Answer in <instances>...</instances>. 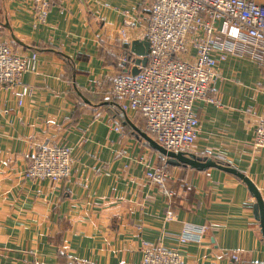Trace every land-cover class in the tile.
Wrapping results in <instances>:
<instances>
[{"label": "crops", "instance_id": "1", "mask_svg": "<svg viewBox=\"0 0 264 264\" xmlns=\"http://www.w3.org/2000/svg\"><path fill=\"white\" fill-rule=\"evenodd\" d=\"M51 2L39 22L38 0H0V38L20 54L37 53V70L22 76L31 87L22 103L15 93L21 85L0 87V264H138L144 241L177 248L186 264H264L246 183L216 167L169 164L126 122L146 131L145 119L121 110L112 92L115 77L134 66L132 41L146 38L148 4ZM218 72L221 104L195 103L193 151L213 149L252 179L264 201V148L253 145L264 115V64L229 55ZM48 140L71 146L74 157L71 175L56 183L24 174ZM148 161L168 164L171 199L149 182ZM187 225L199 239L180 241Z\"/></svg>", "mask_w": 264, "mask_h": 264}, {"label": "built area", "instance_id": "2", "mask_svg": "<svg viewBox=\"0 0 264 264\" xmlns=\"http://www.w3.org/2000/svg\"><path fill=\"white\" fill-rule=\"evenodd\" d=\"M142 1L149 6L145 23L148 61L140 66L137 74H118L112 92L118 98L120 109L139 113L145 119L146 131L164 147L193 151L199 129L196 101L221 104L219 94L214 92L220 61L233 55L264 64V4L255 0ZM51 6V0H38L36 20L45 22ZM122 34L126 36L124 29ZM36 70V52L20 54L0 38V87L21 85L15 92L19 103L31 92V87L22 83L24 72ZM116 129L123 132L120 124ZM253 145L264 148V115L257 119ZM204 154L217 156L213 149H206ZM73 162L71 146L48 140L39 145L24 174L32 180L49 179L56 183L71 175ZM146 164L149 182L171 199L174 190L168 164L165 161ZM173 217L174 211L170 208L167 218ZM200 236L187 225L180 241L185 243ZM232 257L238 256L234 253ZM67 264L97 263L71 259ZM138 264L186 262L177 248L144 241L143 257Z\"/></svg>", "mask_w": 264, "mask_h": 264}, {"label": "water", "instance_id": "3", "mask_svg": "<svg viewBox=\"0 0 264 264\" xmlns=\"http://www.w3.org/2000/svg\"><path fill=\"white\" fill-rule=\"evenodd\" d=\"M131 51L136 54V57L133 58L135 65L128 72L132 74H137L141 69L140 66H145L148 61L149 41L146 38L133 40L131 43ZM126 120V122L134 128L137 137L143 139L149 146H151L161 155L166 157L167 162L169 164L189 165L190 167L195 168L197 170H204L210 167H216L237 175L242 181L246 183L252 195L256 199L253 206L254 214L260 222V231L262 236L264 237V201L259 189L248 175H246L243 171H240L236 167L232 166L230 163L220 162L211 156H202L193 151L187 150H169L164 147L161 143H159L147 131L135 125L128 117H126Z\"/></svg>", "mask_w": 264, "mask_h": 264}, {"label": "trees", "instance_id": "4", "mask_svg": "<svg viewBox=\"0 0 264 264\" xmlns=\"http://www.w3.org/2000/svg\"><path fill=\"white\" fill-rule=\"evenodd\" d=\"M128 125H130V124L128 123ZM144 128H145V127H144ZM215 159L218 160V161H220V162L227 163V162L221 160V159H220L219 157H217V156H215Z\"/></svg>", "mask_w": 264, "mask_h": 264}, {"label": "rangeland", "instance_id": "5", "mask_svg": "<svg viewBox=\"0 0 264 264\" xmlns=\"http://www.w3.org/2000/svg\"><path fill=\"white\" fill-rule=\"evenodd\" d=\"M138 114V113H137ZM139 115V114H138ZM140 116V115H139Z\"/></svg>", "mask_w": 264, "mask_h": 264}]
</instances>
